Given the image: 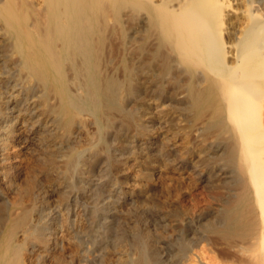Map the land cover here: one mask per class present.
<instances>
[{"label": "bare ground", "instance_id": "1", "mask_svg": "<svg viewBox=\"0 0 264 264\" xmlns=\"http://www.w3.org/2000/svg\"><path fill=\"white\" fill-rule=\"evenodd\" d=\"M0 264H264V0H0Z\"/></svg>", "mask_w": 264, "mask_h": 264}, {"label": "rangeland", "instance_id": "2", "mask_svg": "<svg viewBox=\"0 0 264 264\" xmlns=\"http://www.w3.org/2000/svg\"><path fill=\"white\" fill-rule=\"evenodd\" d=\"M155 139L156 138H154L153 141ZM148 150L150 151V155L149 156H153L154 157L155 152L153 150H150V149H148ZM138 157L140 159L139 161L137 160L138 163L144 164V162H147V158H146L147 156L143 157V155H139ZM129 163H132L131 168L136 171L137 167H135V164L133 165V162H129ZM156 173L157 174L153 175V180H152L153 184L151 183L152 186L154 187L153 190H152L153 191L152 193H153L154 197L156 198V200H160L162 195H163V198L160 201L165 200V198L167 199V198H173L174 197L176 199L177 206L180 205V206H183V207L186 206L187 208H190V207H192L194 205V202H195V199H196V198L194 199V197H196L198 195V193L207 194L206 186L203 185L202 183H200V181L196 180V177H194V176L192 178L190 177V179H189V177L187 178V177H184V176H182L183 178H181L180 175H176L177 173H173V175H172V173L170 171L169 172H167V171L163 172L162 171V172H159V173L156 172ZM164 173H165V175L167 177H165ZM167 173L170 174L171 177H169L170 175L168 176ZM156 175L157 176L161 175V176H158L159 179H157L158 177ZM174 175L176 176V178L179 176V178H180L179 180L180 181L178 179L176 180ZM164 178L165 179L168 178V179L164 180ZM155 179H157L158 182ZM126 180L130 181L129 177ZM122 181L125 182V179L119 178L120 186L125 185V183H122ZM159 181H162V182H160L161 184L159 183ZM165 181H167V183H165ZM172 183H173V185H172ZM160 185H161V188H160ZM165 185H167L168 188ZM170 185H172V186H170ZM180 185H181V187H180ZM174 188H176L177 191L173 190ZM179 188L180 189L182 188V190H179ZM171 190L174 191V192H171ZM154 193H156V194H154ZM164 193H165V195H167V197L164 195ZM171 193H173V194H171ZM191 195L193 196V198L191 197ZM179 198H180V201H183V202L180 203ZM181 199H183V200H181ZM148 206H149L148 204H140V207L138 209V215H139L140 219L142 220L141 224L144 227H146L149 230L150 233H152V234L155 233L156 234V233L161 231L160 221L158 220V217H157L158 214L160 213V210L157 209V211H159V212L156 213V211L154 212L153 210L149 209ZM160 214H162V212Z\"/></svg>", "mask_w": 264, "mask_h": 264}]
</instances>
